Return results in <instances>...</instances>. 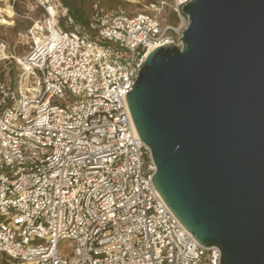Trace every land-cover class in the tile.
Masks as SVG:
<instances>
[{
	"label": "built area",
	"instance_id": "built-area-1",
	"mask_svg": "<svg viewBox=\"0 0 264 264\" xmlns=\"http://www.w3.org/2000/svg\"><path fill=\"white\" fill-rule=\"evenodd\" d=\"M61 1L30 0L29 51L0 81V264H220L154 188L125 98L152 50L181 47L190 0L95 7L87 25Z\"/></svg>",
	"mask_w": 264,
	"mask_h": 264
},
{
	"label": "water",
	"instance_id": "water-1",
	"mask_svg": "<svg viewBox=\"0 0 264 264\" xmlns=\"http://www.w3.org/2000/svg\"><path fill=\"white\" fill-rule=\"evenodd\" d=\"M180 38L152 50L128 110L152 184L220 264H264V0H190Z\"/></svg>",
	"mask_w": 264,
	"mask_h": 264
},
{
	"label": "rangeland",
	"instance_id": "rangeland-1",
	"mask_svg": "<svg viewBox=\"0 0 264 264\" xmlns=\"http://www.w3.org/2000/svg\"><path fill=\"white\" fill-rule=\"evenodd\" d=\"M151 1L157 0H112L111 3L102 2V0H90V3L85 6L86 17L88 19L91 17L95 7L104 10H119L128 16H132L144 12L146 10L145 5ZM164 1L167 2V0ZM12 3L16 4L19 12L9 16L7 14L8 5H12ZM28 6H30V0H0V38L8 45L10 56L7 62L0 63V80H10L14 83L19 72L16 59L25 56L29 51L20 35L26 32L25 30L31 26L33 20L41 16V11L31 10ZM11 72L13 73L12 76ZM60 252L64 256L69 254L66 243L60 246Z\"/></svg>",
	"mask_w": 264,
	"mask_h": 264
},
{
	"label": "trees",
	"instance_id": "trees-1",
	"mask_svg": "<svg viewBox=\"0 0 264 264\" xmlns=\"http://www.w3.org/2000/svg\"><path fill=\"white\" fill-rule=\"evenodd\" d=\"M104 1H108L111 3L112 0H102V2ZM62 5L64 7H66L68 9V12L70 14V16L73 17V19L77 22L80 23L82 25H87L89 19L86 17V10H85V6L87 3H90V0H62L61 1ZM92 5V4H91ZM12 9L14 13H18V7L16 6L15 3H12ZM35 10H40V9H35ZM41 11V10H40ZM170 22L172 24H176L177 20L174 19L172 16H170ZM29 28H27L25 31H27ZM7 61L4 62H0V63H5ZM13 75V73L11 72V76ZM5 80V79H3ZM2 81V80H0ZM10 84L13 85L14 83H12L9 80Z\"/></svg>",
	"mask_w": 264,
	"mask_h": 264
},
{
	"label": "bare ground",
	"instance_id": "bare-ground-1",
	"mask_svg": "<svg viewBox=\"0 0 264 264\" xmlns=\"http://www.w3.org/2000/svg\"><path fill=\"white\" fill-rule=\"evenodd\" d=\"M6 11H7V10H6ZM3 13H4V12H3ZM7 14H8L9 16H12V15H13V13H12L10 10L7 11ZM4 20H5V19H4ZM4 23H6V22H4ZM4 23H3V24H4ZM4 25H5V24H4Z\"/></svg>",
	"mask_w": 264,
	"mask_h": 264
},
{
	"label": "crops",
	"instance_id": "crops-1",
	"mask_svg": "<svg viewBox=\"0 0 264 264\" xmlns=\"http://www.w3.org/2000/svg\"><path fill=\"white\" fill-rule=\"evenodd\" d=\"M12 13H14L13 10H12Z\"/></svg>",
	"mask_w": 264,
	"mask_h": 264
}]
</instances>
